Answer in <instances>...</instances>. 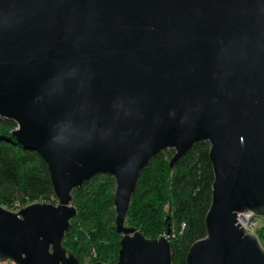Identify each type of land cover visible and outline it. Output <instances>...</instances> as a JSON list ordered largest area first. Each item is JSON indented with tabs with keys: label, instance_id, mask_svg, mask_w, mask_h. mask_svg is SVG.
Instances as JSON below:
<instances>
[{
	"label": "water",
	"instance_id": "1",
	"mask_svg": "<svg viewBox=\"0 0 264 264\" xmlns=\"http://www.w3.org/2000/svg\"><path fill=\"white\" fill-rule=\"evenodd\" d=\"M0 117L56 198L0 205V264H81L62 240L96 174L115 183L112 264H171L170 229L150 239L125 218L151 158L172 149L173 167L200 141L211 202L185 263L264 264L236 221L264 216V0H0Z\"/></svg>",
	"mask_w": 264,
	"mask_h": 264
},
{
	"label": "trees",
	"instance_id": "2",
	"mask_svg": "<svg viewBox=\"0 0 264 264\" xmlns=\"http://www.w3.org/2000/svg\"><path fill=\"white\" fill-rule=\"evenodd\" d=\"M15 128L14 121L0 117V205L11 209L16 202L55 204L46 164L21 147L11 134ZM173 153L172 149L159 152L141 170L125 222L150 239L170 229L171 264H186L190 245L206 234L213 170L207 141L194 143L169 167ZM114 189L113 177L96 174L71 192L76 215L62 245L81 264L85 260L112 264L117 259L121 235L115 230ZM258 237L263 241L264 226Z\"/></svg>",
	"mask_w": 264,
	"mask_h": 264
},
{
	"label": "built area",
	"instance_id": "3",
	"mask_svg": "<svg viewBox=\"0 0 264 264\" xmlns=\"http://www.w3.org/2000/svg\"><path fill=\"white\" fill-rule=\"evenodd\" d=\"M23 207L24 206L16 202L13 208L8 210L17 212ZM260 219H262V221H260ZM236 221L243 227L245 232L253 235L260 243V239L258 235H259V229L262 226H264V216H256L252 211H245V212L237 213Z\"/></svg>",
	"mask_w": 264,
	"mask_h": 264
},
{
	"label": "rangeland",
	"instance_id": "4",
	"mask_svg": "<svg viewBox=\"0 0 264 264\" xmlns=\"http://www.w3.org/2000/svg\"><path fill=\"white\" fill-rule=\"evenodd\" d=\"M39 203H45V202H39ZM260 221H262V219H260ZM260 243H261V246L264 248V239H263V241L260 240ZM87 261L88 260H85V263H83V264H89Z\"/></svg>",
	"mask_w": 264,
	"mask_h": 264
}]
</instances>
